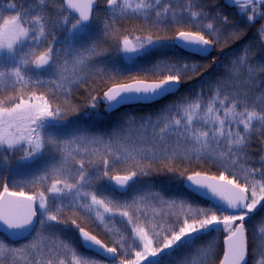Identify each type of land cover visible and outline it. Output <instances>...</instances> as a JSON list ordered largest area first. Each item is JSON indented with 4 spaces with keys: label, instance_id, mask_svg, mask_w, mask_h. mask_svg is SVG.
<instances>
[{
    "label": "snow or ice",
    "instance_id": "1",
    "mask_svg": "<svg viewBox=\"0 0 264 264\" xmlns=\"http://www.w3.org/2000/svg\"><path fill=\"white\" fill-rule=\"evenodd\" d=\"M231 3L0 0V264H264V0Z\"/></svg>",
    "mask_w": 264,
    "mask_h": 264
},
{
    "label": "trees",
    "instance_id": "2",
    "mask_svg": "<svg viewBox=\"0 0 264 264\" xmlns=\"http://www.w3.org/2000/svg\"><path fill=\"white\" fill-rule=\"evenodd\" d=\"M225 2L227 3L226 0H225ZM228 5H229V4H228ZM229 7H231V6L229 5ZM120 63H121V64H126L127 61L121 59ZM125 75H127V73H125ZM100 110H101L102 112H106V110L104 109V107H103L102 104H101V106H100ZM157 178H158V179H157ZM166 180H168V177L165 176V175H162V174L156 177V182H157V183H158V182H161V181H166Z\"/></svg>",
    "mask_w": 264,
    "mask_h": 264
},
{
    "label": "rangeland",
    "instance_id": "3",
    "mask_svg": "<svg viewBox=\"0 0 264 264\" xmlns=\"http://www.w3.org/2000/svg\"><path fill=\"white\" fill-rule=\"evenodd\" d=\"M226 1H227V3H228V0H226ZM228 4H229V3H228ZM229 5L232 6V3H230ZM157 179H158V178H157ZM158 183H159V182H158Z\"/></svg>",
    "mask_w": 264,
    "mask_h": 264
},
{
    "label": "water",
    "instance_id": "4",
    "mask_svg": "<svg viewBox=\"0 0 264 264\" xmlns=\"http://www.w3.org/2000/svg\"><path fill=\"white\" fill-rule=\"evenodd\" d=\"M228 3L230 4L231 3V0H228Z\"/></svg>",
    "mask_w": 264,
    "mask_h": 264
}]
</instances>
